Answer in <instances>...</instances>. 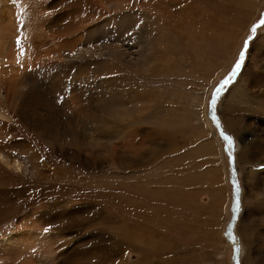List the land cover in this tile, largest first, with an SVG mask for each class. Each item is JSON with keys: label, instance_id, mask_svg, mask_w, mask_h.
<instances>
[{"label": "rangeland", "instance_id": "rangeland-1", "mask_svg": "<svg viewBox=\"0 0 264 264\" xmlns=\"http://www.w3.org/2000/svg\"><path fill=\"white\" fill-rule=\"evenodd\" d=\"M258 102L264 0H0V264H264Z\"/></svg>", "mask_w": 264, "mask_h": 264}, {"label": "bare ground", "instance_id": "bare-ground-1", "mask_svg": "<svg viewBox=\"0 0 264 264\" xmlns=\"http://www.w3.org/2000/svg\"><path fill=\"white\" fill-rule=\"evenodd\" d=\"M6 27V26H5ZM7 30V29H6ZM8 31H10V30H8ZM9 33V32H8ZM93 33V32H92ZM92 33H91V36H92ZM12 42V41H11ZM13 45V44H12ZM88 45V44H87ZM89 54H91L90 53V51L89 50H86ZM92 51V50H91ZM85 52V51H84ZM87 52L85 53V54H87ZM83 52H80L79 54H82ZM75 54V53H74ZM84 54V55H85ZM82 56V55H81ZM91 56V55H90ZM134 56V55H133ZM84 57H86V56H84ZM89 58V57H88ZM57 59V58H56ZM60 59V58H59ZM91 60V59H90ZM94 61V60H93ZM90 64V63H89ZM130 69V68H129ZM57 71V70H56ZM47 72H49V71H47ZM46 72V73H47ZM52 72H54V71H52ZM66 71H65V69H63V70H61V72H56L55 74H56V77H53L52 75H51V78L53 79V80H59L60 81V76L59 75H63L64 73H65ZM86 71H85V69H83V74L84 75H86V73H85ZM59 73V74H58ZM47 74H49V73H47ZM59 76V77H58ZM81 77H83V75L81 76ZM86 77H87V75H86ZM84 78V77H83ZM124 78V77H123ZM58 81V82H59ZM5 82H10V80H7V81H5ZM110 83V82H109ZM80 84V83H79ZM113 84V83H112ZM60 85V88H61V84H59ZM76 85V84H75ZM78 86L79 85H76V87H74L73 89H78ZM108 86H109V91L111 92V91H113L114 89V87L111 85V84H108ZM243 86L244 85H242V81H241V79L239 78L238 80H237V82L234 84V86L232 87V89H231V94H230V96H229V104L228 105H226L225 107H226V109L229 111V112H231V114L232 113H236L237 111L236 110H238V108H243V106H240L241 105V103H239V102H241L240 100H242V99H244L243 97L246 95V93H247V91L243 88ZM63 88V87H62ZM139 90V89H138ZM74 92V91H73ZM110 92H109V94H110ZM112 93V92H111ZM77 95V94H76ZM81 95V94H80ZM78 97V96H77ZM84 97V96H83ZM87 97V96H86ZM100 97V96H99ZM247 97V96H246ZM76 98V97H75ZM85 98V97H84ZM89 98V97H88ZM113 98V97H112ZM112 98H110V99H108V100H106L107 101V103L108 102H110L111 101V99ZM116 98V97H115ZM79 100V99H78ZM139 100V99H138ZM98 101V100H97ZM96 101V102H97ZM262 101V100H261ZM80 102V101H79ZM255 102V101H254ZM257 102V101H256ZM82 103H84V102H82ZM87 104V103H86ZM95 104V103H94ZM109 104V103H108ZM79 105H81V104H79ZM253 105H255L256 107H258V108H263L264 109V104L263 103H261V102H258V103H253ZM46 106V105H45ZM50 106H52V105H50ZM82 106V105H81ZM97 106V105H96ZM105 106H107L106 105V103L104 104V107ZM251 106V105H250ZM49 107V106H48ZM86 107V106H85ZM100 107V106H99ZM51 108V107H50ZM73 109H74V111H78L79 110V107H78V104L77 105H75V107H72ZM83 108V107H82ZM86 109V108H85ZM45 110V109H44ZM50 110V109H49ZM88 110H90V109H88ZM243 110V109H242ZM47 111V110H46ZM241 112V111H240ZM92 113V112H91ZM71 114V113H70ZM89 114V113H88ZM201 114V113H200ZM75 116V115H74ZM76 116H79L78 114L76 115ZM83 116H84V114H83ZM85 116H87V114H85ZM88 116H90V115H88ZM92 116V115H91ZM203 116V115H202ZM81 118H82V116H80ZM93 118V117H92ZM108 118H110V117H108ZM20 119L22 120V122L23 123H25V119H26V116H25V114H24V112H23V109L22 108H20ZM88 119V118H87ZM207 119V118H206ZM84 120V119H83ZM91 120V119H90ZM97 120V119H96ZM106 120V119H105ZM140 120V119H139ZM205 120V119H204ZM87 121V120H86ZM88 122V121H87ZM99 122V121H98ZM95 123V122H94ZM116 123V122H115ZM115 123H108L107 125H106V128L107 127H110V126H114V127H110L109 128V131H108V133H109V135H112V136H117V135H120V134H122V133H120V129H118L117 127H116V125H115ZM50 124H52V125H54L53 123H51L50 122ZM101 124H104V122L103 121H101ZM101 124L99 123V128H101ZM47 125V124H46ZM70 125V124H69ZM118 125H120V124H118ZM204 129L206 130V131H209L210 130V127L208 126L209 124H208V122H204ZM227 125V124H226ZM50 126V125H49ZM31 127V126H30ZM68 127V126H67ZM44 130H34L35 131V135H38V136H44V137H47L48 135H50V136H54V135H56V133H55V130L54 129H52V128H50V127H48V126H45V127H42ZM76 128V127H75ZM74 129V128H73ZM77 130V129H76ZM96 130V129H95ZM107 130V129H106ZM84 131V130H83ZM49 132H51L52 134H50ZM210 132V131H209ZM212 132V131H211ZM81 133V132H80ZM111 133H113V134H111ZM232 133V132H231ZM70 134V133H69ZM212 134V133H211ZM215 134V133H214ZM237 134V133H236ZM74 135V134H73ZM72 135V136H73ZM85 135V134H84ZM58 136H59V134H58ZM70 136V135H69ZM61 137V136H60ZM53 139V138H52ZM51 139V140H52ZM95 139V138H94ZM50 141V140H49ZM217 141V140H216ZM216 141H215V138H214V145H215V148H219V146H217L218 145V143L216 144ZM240 147L238 148L239 149V152H240V155H241V153L242 152H247V148H248V142H245V141H243V139L242 140H240ZM94 144V143H93ZM82 145H84V144H82ZM86 145V144H85ZM209 145V144H208ZM61 147V146H60ZM212 148V147H211ZM246 149V150H245ZM104 150V149H103ZM207 150V149H206ZM245 150V151H244ZM216 153V152H215ZM219 153V152H218ZM240 157V156H239ZM0 158H1V162L2 163H4L5 165H7V166H12V168L15 170V171H22V163L20 162V163H18V162H13L12 164H11V162H9V159H8V157L7 156H5V155H3V154H1L0 153ZM34 163H36V161L34 162ZM112 166H114L115 167V164L113 163L112 164ZM252 168V167H251ZM117 169V168H116ZM233 169V173H234V171H235V169L234 168H232ZM23 171H25V169H23ZM26 172V171H25ZM131 179V178H130ZM134 180V179H133ZM133 182V181H132ZM135 182V181H134ZM130 183V182H129ZM141 184V183H140ZM140 184H138L139 186H140ZM130 185V184H129ZM136 185V184H135ZM155 185V184H154ZM137 186V185H136ZM99 187V186H98ZM129 188V187H128ZM139 188V187H138ZM141 188V187H140ZM166 188V187H165ZM164 191V190H163ZM136 194V193H135ZM235 198L236 199H238V195H237V193H236V195H235ZM130 203V202H129ZM100 207V206H99ZM135 209V208H134ZM139 212V211H138ZM139 214V213H138ZM148 214V213H147ZM236 215V214H235ZM155 218V217H154ZM155 220V219H154ZM231 226V232H232V225H230ZM131 228V227H130ZM138 228H139V226H138ZM127 230V229H126ZM137 231V230H136ZM126 232V231H125ZM13 235H15V234H10L8 237H6V238H4V239H2L0 242H2L1 244H5V245H10V244H12L13 243V241H18V239L19 240H22V238H21V235L19 234V235H17V238L18 239H15V237H13ZM162 236V235H161ZM126 237H128V236H126ZM164 237V236H163ZM231 237H232V234H231ZM232 239V238H231ZM164 240H165V238H164ZM163 240V241H164ZM149 241V240H148ZM151 241V240H150ZM158 243V242H157ZM156 244V243H155ZM159 244L161 245V244H163V242H159ZM236 244V243H235ZM166 246V245H165ZM236 246H237V244H236ZM245 247V246H244ZM161 248V247H160ZM238 250H239V247L237 246V248L235 249V252H238ZM243 250H245V249H243ZM157 252H159V251H157ZM243 261H244V264H246V261H245V259H243Z\"/></svg>", "mask_w": 264, "mask_h": 264}, {"label": "snow or ice", "instance_id": "snow-or-ice-1", "mask_svg": "<svg viewBox=\"0 0 264 264\" xmlns=\"http://www.w3.org/2000/svg\"><path fill=\"white\" fill-rule=\"evenodd\" d=\"M252 31L255 32V31H256V28L254 27V28L252 29ZM19 43H20V41L17 40V45H19ZM246 45H247V41L245 42V46H246ZM243 60H244V52L241 51L240 56H239V59H238L237 62L235 63L234 67L232 68V71H231L230 76H229L227 79H225V80L223 81V83L220 85V88H217V89H216V93H217V94L220 92L221 88L225 87V86L230 82L231 78L234 77V76L237 74V72H238V71L240 70V68H241V64H242ZM212 103H213V104L215 103V96H213ZM224 139H225L226 141H228L229 146H231V140L229 139V137L225 136Z\"/></svg>", "mask_w": 264, "mask_h": 264}, {"label": "water", "instance_id": "water-1", "mask_svg": "<svg viewBox=\"0 0 264 264\" xmlns=\"http://www.w3.org/2000/svg\"><path fill=\"white\" fill-rule=\"evenodd\" d=\"M225 137V136H224ZM232 172H233V169H232ZM231 182L233 183V184H236L235 183V181H234V174L232 173V175H231ZM237 191V190H236ZM236 195V194H235ZM236 204V203H235ZM237 205V204H236ZM229 231H228V235H229V238H231V226L229 227V229H228ZM230 241H232V239L230 240ZM232 244H233V249H234V251H233V261H234V263L233 264H238V262H237V258H236V253H235V249L237 248V246H236V244H235V242H233L232 241Z\"/></svg>", "mask_w": 264, "mask_h": 264}]
</instances>
